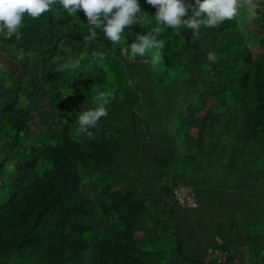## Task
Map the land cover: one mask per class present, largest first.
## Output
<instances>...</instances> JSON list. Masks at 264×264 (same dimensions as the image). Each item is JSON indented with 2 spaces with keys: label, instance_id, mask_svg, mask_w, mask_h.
Wrapping results in <instances>:
<instances>
[{
  "label": "trees",
  "instance_id": "obj_1",
  "mask_svg": "<svg viewBox=\"0 0 264 264\" xmlns=\"http://www.w3.org/2000/svg\"><path fill=\"white\" fill-rule=\"evenodd\" d=\"M139 4L115 46L59 0L0 37V264H205L208 248L225 260L206 264H264V0L197 36L160 25L156 65L120 52L157 26ZM100 91L89 136L76 121Z\"/></svg>",
  "mask_w": 264,
  "mask_h": 264
},
{
  "label": "clouds",
  "instance_id": "obj_2",
  "mask_svg": "<svg viewBox=\"0 0 264 264\" xmlns=\"http://www.w3.org/2000/svg\"><path fill=\"white\" fill-rule=\"evenodd\" d=\"M56 3L57 0H0V37L19 40L25 17L36 19ZM145 3L155 8V14L150 17H154L157 26L150 32L137 34L129 45L121 46L120 52L125 57L134 58L143 57L155 49L157 51L151 57L153 65L161 62L159 50L164 48V41L157 38L161 32L160 25L190 29L197 36L202 25L214 28L238 15V0H193L194 6L187 0H145ZM59 4L69 16H76L77 10H82L86 17L84 25L87 28V41L91 42L103 36L114 46L121 41L125 28L139 24L145 14L141 11L139 0H59ZM95 55L102 56L101 53ZM206 58L214 63L215 53L208 52ZM70 66L65 64L63 67ZM72 92L73 89L71 94ZM110 98V93L100 91L97 96L100 103L82 111L76 121L81 133L90 136L88 130L108 115Z\"/></svg>",
  "mask_w": 264,
  "mask_h": 264
},
{
  "label": "built area",
  "instance_id": "obj_3",
  "mask_svg": "<svg viewBox=\"0 0 264 264\" xmlns=\"http://www.w3.org/2000/svg\"><path fill=\"white\" fill-rule=\"evenodd\" d=\"M173 196L178 206L182 209L195 210L198 207L196 196L190 187L178 184L173 190ZM213 260L216 263H223L225 256L223 253L208 248L204 263L206 264Z\"/></svg>",
  "mask_w": 264,
  "mask_h": 264
},
{
  "label": "rangeland",
  "instance_id": "obj_4",
  "mask_svg": "<svg viewBox=\"0 0 264 264\" xmlns=\"http://www.w3.org/2000/svg\"><path fill=\"white\" fill-rule=\"evenodd\" d=\"M251 41V40H250ZM39 132V131H38ZM39 135H44L42 132H39Z\"/></svg>",
  "mask_w": 264,
  "mask_h": 264
}]
</instances>
